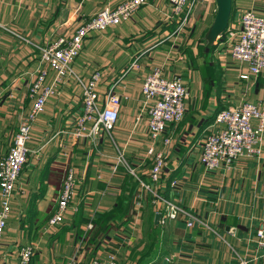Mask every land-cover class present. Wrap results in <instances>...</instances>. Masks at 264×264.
I'll list each match as a JSON object with an SVG mask.
<instances>
[{
	"label": "crops",
	"instance_id": "obj_1",
	"mask_svg": "<svg viewBox=\"0 0 264 264\" xmlns=\"http://www.w3.org/2000/svg\"><path fill=\"white\" fill-rule=\"evenodd\" d=\"M126 1L0 0V161L8 155L22 120L32 108L29 88L38 70L46 68L40 64L38 46L70 37L104 7L115 10ZM170 8V0H151L130 21L87 37L73 63L74 71L84 79L94 71L101 72L98 92L102 101L110 90L122 98L119 121L111 135L103 132L72 145L58 132L72 129L82 113V89L73 78L59 86V94L48 101L32 128L31 154L11 200L0 264H21L20 251L26 247L34 253L27 264H64L74 257L79 264H90L111 252L117 254L118 264H164L168 258L169 264H264L256 238L264 218V142L261 158L239 160L228 170L208 172L199 158L206 137L216 130L218 102L213 96L204 106L196 101L193 107L189 99L185 119L171 125L156 144L158 150H164V140L171 139L165 174L156 186L158 193L202 217L207 227H188L181 219L158 224L159 243L148 254L141 229L147 220L146 226L152 218L155 222L160 209L143 190L142 203L126 201L134 210L129 224L114 227L109 238L94 237V216L110 213L133 188L124 173L113 172L118 150L125 151L140 176L149 178L148 114L137 122L145 77L162 68L168 79L180 76L191 81V70H185L183 61L188 54L179 51L203 23L205 37L218 10L216 0H199L189 26L178 32L175 21L167 19ZM233 9L229 26L240 29L244 11L253 10L264 17V0H234ZM227 44L225 35L217 41L213 58L224 62L239 92L249 100L242 96L224 103L222 98L221 103L264 102V71L247 83L241 82L239 75L247 66L232 59ZM53 77L50 70L48 82ZM61 144L68 156L63 155ZM108 155L115 156L114 161L102 158ZM70 168H75L81 179L75 202L64 221L50 227ZM173 182L178 183L172 186Z\"/></svg>",
	"mask_w": 264,
	"mask_h": 264
},
{
	"label": "built area",
	"instance_id": "obj_2",
	"mask_svg": "<svg viewBox=\"0 0 264 264\" xmlns=\"http://www.w3.org/2000/svg\"><path fill=\"white\" fill-rule=\"evenodd\" d=\"M150 2L151 0H128L115 10L104 7L94 19L79 27L70 37L61 36L46 46L38 47L40 64L46 68L38 70L29 88V97L33 101L32 108L22 120L8 155L0 161V253L12 211L11 200L31 154L28 144L32 138L34 123L44 112L48 101L59 94V86L66 79L73 78L82 89L83 111L71 130H62L58 135L63 134L72 145L77 140L95 139L103 132H109L111 135L120 118L122 98L110 90L102 101L98 92L102 82L101 72L94 71L89 78L84 79L74 71L73 63L81 54L83 43L91 32L104 33L110 27L128 22L140 7L149 5ZM170 3L171 13L167 19L172 21L176 18L177 30L181 32L189 26L199 0H170ZM227 43L232 59L240 65L247 66L239 75L241 80L249 81L253 76L258 77L264 71V17L253 10L244 11L240 16V29L229 27ZM50 70L54 73V77L48 82ZM144 80L142 85L144 99L137 122L141 121L144 114H148L147 128L151 144L147 157L152 164L149 173L151 183L147 184L139 179L137 169L128 162L125 151L121 149L118 150L113 172L117 173L120 167L126 168L127 172L140 182L141 192L145 190L151 194L154 205L160 209L159 224L176 220L183 215L188 220V227H194L195 224L207 227V224L196 214L159 194L156 187L167 166L171 139L164 140V150H158L156 144L168 132L171 125L185 119L186 102L190 99L189 88L180 76L171 79L163 76L162 68H156ZM214 128L216 130L206 137L199 158V162L208 172L228 170L239 160L259 159L263 155V102L243 101L239 105L222 110L215 119ZM61 146L64 150L63 155L68 156L66 146L64 144ZM177 183L173 182L172 186H176ZM79 186L78 174L75 168H70L63 180L57 211L49 220L50 227H57L64 221L66 212L75 202ZM137 206L140 207L141 203H137ZM258 229L257 244L262 250L264 260V218ZM33 255L31 247L22 249L21 264H27ZM169 261L170 258L164 264H169ZM64 264H79V259L74 257ZM90 264H118V257L116 253L111 252L106 257L95 258Z\"/></svg>",
	"mask_w": 264,
	"mask_h": 264
},
{
	"label": "rangeland",
	"instance_id": "obj_3",
	"mask_svg": "<svg viewBox=\"0 0 264 264\" xmlns=\"http://www.w3.org/2000/svg\"><path fill=\"white\" fill-rule=\"evenodd\" d=\"M195 30L196 31H194L193 33L191 34L189 33L190 34L188 38L189 41L188 40H187L188 42L186 41V43L188 44L185 43V45L179 51V52L186 51L187 52L186 54H188L187 58H185L183 61L185 62V67H186L185 70L187 69L189 71L191 70L190 71L191 81L186 82V84L188 87H190L189 88V95L191 96L190 102H192L191 103L192 105L194 104L193 107L195 106L196 101L199 102V105L201 104L202 106H204L203 104L206 105L208 100L213 96L210 95L211 94L210 91H215L217 94H219V92L222 91L223 96L221 97V100L222 98H224V103H228V101H236L237 99L242 98V96H243L242 99H247V96H244L243 94H241V92H239L235 80L228 75V71L226 69L227 67L225 66L224 62L213 58L211 49L209 48V46L211 45H209L208 42L206 41V35L205 37L203 35V32L206 31L205 23H203L202 28L196 27ZM208 77L210 78L209 80ZM207 80H208V84H207ZM210 84H213V88L210 87ZM215 85H217V87ZM208 89H210V91L208 96H206L205 93ZM213 98L216 101L218 100L216 96H213ZM74 126L75 124L72 127ZM83 140H77L76 144H80V142ZM108 157L111 158L113 161L115 159V156L113 155L110 156L108 155L102 158L107 159ZM149 165L151 164L149 163ZM59 182L61 183L60 179ZM80 183H81V179H80ZM146 223L144 225V228L141 229L142 233L145 235L146 242L144 246L148 245L151 237L148 233L150 224L146 226ZM143 251L145 253V249Z\"/></svg>",
	"mask_w": 264,
	"mask_h": 264
},
{
	"label": "trees",
	"instance_id": "obj_4",
	"mask_svg": "<svg viewBox=\"0 0 264 264\" xmlns=\"http://www.w3.org/2000/svg\"><path fill=\"white\" fill-rule=\"evenodd\" d=\"M170 7H171V3H170ZM170 11H171V8H170ZM257 14V13H256ZM234 16V11H233V15H232V18ZM241 16V15H240ZM132 19V18H131ZM130 19V20H131ZM129 20V21H130ZM232 20V19H231ZM167 21V20H166ZM170 23H171V20H169ZM168 21V22H169ZM172 21H175L173 23H175V25L177 24L176 27H178V21L176 18H174ZM231 23V22H230ZM230 25V24H229ZM227 35V34H224L223 37ZM89 36V35H88ZM87 36V37H88ZM222 37V38H223ZM221 38V39H222ZM87 39V38H86ZM85 39V41H86ZM84 41V42H85ZM47 44H45L44 46H46ZM84 45V43H83ZM38 47H43V45H40ZM83 47V46H82ZM209 48L211 49V52H212V56H214V53L216 51V45H213V46H209ZM227 48V47H226ZM225 48V49H226ZM229 48V47H228ZM84 49V47H83ZM39 50V55H40V49ZM83 51V50H82ZM82 53V52H81ZM81 55V54H80ZM79 55V56H80ZM78 58V57H77ZM210 78L208 77V80ZM208 80H207V84H208ZM240 81L243 82V83H247L248 81L246 80H241L240 78ZM217 87V85H215ZM210 87L213 88V84H210ZM243 87L245 88V85H243ZM215 88V87H214ZM209 91L210 89H208L205 93L206 96H208L209 94ZM222 91L219 92V94H217L215 91H210V95H213V96H216L217 97V102H218V108H217V115L222 112V110H225L226 108L230 107V105H224L222 104V100H221V96L223 95L221 93ZM216 115V117H217ZM166 169V168H165ZM165 169L163 170V173L161 175V179H163L164 177V174H165ZM122 172L124 173L126 177V180H132L133 182V188L128 191L129 194L126 195V197H123L117 204V206L114 207V209L112 211H110V213H104V214H96L94 217V221H93V225L95 226V230H93V232L96 234L94 237H101L103 239L105 238H109L113 232H115L114 230V227L115 229H118L119 227L121 226H126L127 224H129V222L133 219V214H134V210L133 208H131L132 206V203H131V206H128L129 204L126 203L127 202H131V201H134V202H141L142 199H141V190H140V187H141V184L139 181H136L133 179V177L127 172L126 168L124 167H120L118 172ZM139 179L142 181V182H146L147 184H150L151 181H149V178H146V177H142L139 175ZM160 179V180H161ZM149 193V192H148ZM150 194V193H149ZM151 195V194H150ZM164 197V196H163ZM142 203V202H141ZM73 205V204H72ZM187 210V209H186ZM189 211V210H187ZM192 214H194L192 212ZM197 215V214H196ZM198 216V215H197ZM199 217V216H198ZM178 219H181L183 220L186 225H187V218H185L183 215H180L178 217ZM201 220L202 217H200ZM159 227L160 225H156L155 222H154V218L151 219V223H150V226H149V229H148V233L149 235L151 236L150 237V240L148 243V247H147V253L150 254V252L152 251H155V248H156V245L159 243V238H160V232L158 231L159 230ZM93 228V229H94ZM97 258V257H96ZM95 259V258H94ZM92 262V261H91Z\"/></svg>",
	"mask_w": 264,
	"mask_h": 264
},
{
	"label": "water",
	"instance_id": "obj_5",
	"mask_svg": "<svg viewBox=\"0 0 264 264\" xmlns=\"http://www.w3.org/2000/svg\"><path fill=\"white\" fill-rule=\"evenodd\" d=\"M233 2L234 0H216L218 10L210 29L206 33V41L209 45H216L217 41L220 40L224 34H227L234 11ZM156 215L155 223L158 225L161 215Z\"/></svg>",
	"mask_w": 264,
	"mask_h": 264
}]
</instances>
